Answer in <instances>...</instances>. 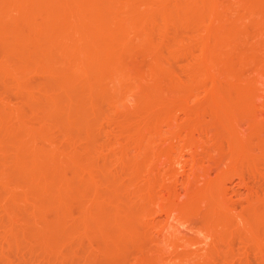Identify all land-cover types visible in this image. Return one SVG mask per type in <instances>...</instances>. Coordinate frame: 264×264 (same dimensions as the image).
<instances>
[{
  "label": "rangeland",
  "instance_id": "obj_1",
  "mask_svg": "<svg viewBox=\"0 0 264 264\" xmlns=\"http://www.w3.org/2000/svg\"><path fill=\"white\" fill-rule=\"evenodd\" d=\"M111 1L119 2V0ZM151 1L148 5L150 2L152 4L146 7L152 9V12L150 13V10L148 13L156 20L155 26H152L151 29H145V36L142 32L144 37H139L141 34L135 33L133 29L130 30L133 31L132 33L129 31L130 36H133L131 39L133 42L128 43L134 47L129 50L131 44L127 45L129 51L125 52L126 56L124 54L126 65L122 72L123 77L120 75L123 84L121 81L120 83L124 89L118 93V103L100 101L97 111L100 109V113H98L99 115L102 114L100 116L95 114V117L98 115L99 118L96 117L97 120L93 122L95 128L92 129L93 134H88L89 137L87 133H84L86 132L85 129V131L78 129L75 133L72 131L74 129L68 128L69 132H64L63 130L68 129H62V121L59 120L61 124L59 125L56 118L49 117L50 119H48L44 109H38V106L36 109L35 106L30 105L35 102L33 99L36 97L33 96V102H29V96L32 94L39 96L41 88L46 86L45 83L50 79L52 81L53 77L47 79L46 76H43L44 72L42 74L40 71L38 72V69L33 70L36 65L33 64L34 68L32 69L30 63L31 65L28 64V67L31 66V69L27 68L22 75L28 88L25 85V87L19 88L12 76L6 75L4 77L3 75L2 79V72L0 71V108L1 112L4 110V114H6L1 120L7 122L6 125H20V127L31 131L27 135H34L37 145L46 148L53 147L52 149L55 151L57 148L68 157L74 155L76 157L73 159H76L80 165L89 167L92 164L93 167H89L90 171L88 170V172L95 174L96 180L98 179L100 183L104 184L101 183L100 195L98 194L102 198L101 200L96 197L97 193L95 190H91L92 188L88 189L93 192L86 193L88 194L87 197L85 195L87 203L92 204L95 210L97 208V210L99 208L110 210L113 207L115 209L117 201L108 203L103 198L110 194V187L107 183L109 184L108 181L113 176H119V183H124V185L127 183L126 185L129 184V186L132 184V187L138 188V184L141 187L142 182L145 183L144 179L149 176V174L146 176V173H149L147 171L153 170L156 202L152 205L145 202V205L152 208L150 212H147L150 207H146L148 208L146 212L150 213L152 217L145 212L148 217L145 215L143 219L147 221L144 224V228L148 227L147 231L145 228V232L143 231L138 239L139 241L133 240V243L129 240L126 244L127 247H123V251H121L122 249L116 251L117 253L120 252L118 255L114 251V257L113 252H110L112 257L104 253L108 238L103 236L97 238L95 235V239L93 234L84 233L82 230L73 233L75 235L60 231L58 235L62 241H60L61 244L59 243V253H57L58 255L53 253L54 256H52L50 251L45 249L46 247L39 237L34 236V239L26 234L25 237L22 233L25 226V224L23 225V217L24 221L28 217V219L26 218L27 221L30 219L29 222L35 223V226L39 224V229L43 224V219L32 213L34 210L32 201L22 202L28 207L26 209L21 203V207L18 206V209H14V211H8L5 207L12 202L10 201L13 197L11 196L12 193H19V195L24 196V188L14 185L19 172L24 170H21V167L19 170L15 166L8 165L12 158L1 152L0 173L5 175L3 174L4 180H0V264H197L200 261H203L200 262L201 264H264V15L257 14L252 17L255 21H252L251 16L253 14L244 7L245 5L240 6V0H216L214 3V13L227 14L226 24L228 25L233 21L242 29L241 36H235L239 39H237V43L235 42L237 51L232 52L234 55H232V61L234 58V65L236 64L233 65V68L235 67L233 72L238 71L236 73L240 75L237 76H241L242 82L245 79L244 83L251 85L253 82L255 84L254 87L250 86L253 89L236 87L235 89V85L232 86V84L238 81L236 77L232 76L237 81L231 76L229 78L224 77L225 74L221 73V65L215 67L214 75L220 76L222 74L220 77L221 86L218 87L219 93L221 92L220 94L228 97L232 102L224 107H219L215 101L213 103L209 100L206 91L208 88L205 89L200 86L197 92L194 91V88L183 92L176 91L173 86L180 81L182 83L185 81V84L187 81L186 85L193 84L194 79L189 68L200 51L198 47L197 49L195 47L194 55H186L182 49L184 50L189 41L190 44L199 42L200 38L207 36L206 32L204 29L197 32L192 30L190 26H182L176 22L164 23L159 18L160 1ZM79 2L80 0H77L76 3ZM230 8L244 17L240 20L235 17L237 21L234 18L236 14L232 15L227 12ZM66 20H68L67 17ZM256 21L259 23V29L258 25L254 27ZM166 24L168 25L166 26ZM206 24L208 25V23ZM135 29L136 32L140 31L141 33L142 31L141 27ZM134 33L138 36H134ZM9 36L12 38L11 35ZM9 36L6 35V40H11ZM194 38L199 39L193 42L191 39ZM2 39L4 38L1 37L0 39L1 67L15 71L18 67L13 62L15 53L10 51L5 53L6 55L3 53L1 49ZM150 39H152L154 46L161 45L158 48L157 46L156 48L152 47ZM180 48L181 52L178 50ZM150 49L153 52L158 50L159 54L156 52L158 56H155L159 57L160 67L167 75H161L162 78L159 80L156 77L151 78L150 70L152 63H154V55ZM38 55L36 59L39 57L46 63H50L52 60L56 62L54 61L55 58L59 57L56 54H52L53 57L56 56L55 58L50 54L43 55L40 53ZM58 59L60 60V58ZM174 81L176 82L174 83ZM52 82L55 83V80ZM71 82L67 84L68 87L66 82L63 86H66L67 90L74 89L75 87L71 88L70 86ZM49 83L51 84L50 88L43 87V89L52 93L53 84L49 81L48 85ZM208 84L211 90V85ZM145 91L153 92L157 102H149L148 98L143 100L146 98L142 95ZM30 93L31 95H29ZM134 95L137 98L141 96L142 99H137L141 101L140 103L134 102V98H132ZM144 95H148V93L146 92ZM129 98L132 100L129 101ZM92 109L93 107L90 108V110ZM62 111L64 112V110ZM252 112L256 113L253 115ZM51 118L56 121L51 120ZM1 124L3 127L6 126L5 123ZM1 129H3L2 125ZM1 132L2 130L0 136H4L2 141L4 143L5 140L9 141L7 154H10L11 152L8 151L15 148V143L18 140L25 142L33 137L30 138L22 134L24 138L20 137L19 139V137L13 136L14 134L8 135L10 133L4 134L2 132L3 135H1ZM91 137L92 139H90ZM14 138L17 140L15 141ZM89 141L91 142L89 143ZM244 150L248 151L247 154L250 155V159L246 157L247 160H244ZM6 159H11V161L8 162L7 160L6 162ZM133 159L139 160L143 166L141 172L144 174L141 173L140 178L144 179H137V181H141H138V184L135 182L136 179L131 180L133 175L128 163ZM79 160L80 162H78ZM245 161L249 162L244 163ZM47 166L49 167V165L43 164V167ZM66 166L64 165L63 169L66 168L68 174L72 175L73 168H70L69 165ZM65 173L67 174V171ZM105 178L109 180L106 182L107 179ZM129 186H125V188L131 191ZM126 190L122 191L125 192L124 194H121L124 195V199L127 197V192L129 193ZM130 195L132 194L130 193ZM131 198L137 199L135 196ZM218 208H221L223 213L219 220L215 221L214 215ZM63 211L61 207L54 209L49 217L57 216ZM78 217L77 208L72 207L70 215H66L63 221L68 227H71ZM13 225L20 227H18V231L15 226V231H18L15 232L16 238L13 233ZM12 226L11 232L13 234H8V230ZM40 244L42 245L40 246Z\"/></svg>",
  "mask_w": 264,
  "mask_h": 264
},
{
  "label": "bare ground",
  "instance_id": "obj_2",
  "mask_svg": "<svg viewBox=\"0 0 264 264\" xmlns=\"http://www.w3.org/2000/svg\"><path fill=\"white\" fill-rule=\"evenodd\" d=\"M82 1L80 0L79 3H76L77 0H69V1L67 0H0V36L2 35L1 37L5 39V40L4 39L1 40L2 41L1 49L3 50L4 54L8 53L9 51L14 52L16 61H14L15 59H13V62L15 63V66H18L16 68L17 70L15 69V71L14 70L9 71L6 70L4 67H1L0 64V71L2 72L1 73L2 79H3V75L4 77H6V75L12 76L19 88L22 86L23 87L28 86L26 85L24 79L22 78L23 72L27 68L31 67V66L28 67V64L29 65L32 64V69L34 68L33 64H35L37 68L35 67L33 70L38 69V72L40 71V73L42 74L44 72L46 75L44 74L43 76H46L47 79L53 77L52 81L55 80V83H53L51 79L49 80L53 84L52 85L53 89H51L53 90L52 93L46 92L47 89L46 91L43 89V87L48 89L50 88L51 84L49 83L48 85L49 82L48 81L47 83H45V85L47 84L46 85L47 87L43 86L41 88L44 92V95L42 90H40L42 93V94L40 93V95L41 96L43 95L42 97H39L40 95L35 96L36 94L31 95L32 92L29 94L32 97L29 96V99L31 101L29 99L28 101L29 102L35 101L33 102L34 104L31 103L30 105L35 106L36 109L37 106L38 109L39 108L42 110L44 109L43 111L46 112L45 115L47 114L46 116H48V119H50L49 117L56 118L57 121L52 118L51 120H54L57 123L59 122V120L60 122L62 121L61 122L62 125L60 124V122L58 123L59 125H61L62 129L72 128L74 130L72 129L71 130L74 132L76 130L78 131V129L80 130L85 129L86 132L84 133H87L88 135V134H93V130H92L94 127L93 122L97 120L96 117L99 118V116L102 114L101 113L99 115L100 109H98L97 111V106L100 103V101L104 100L107 101L108 103L111 102L116 104L119 101L118 93L122 91V89H124V86L122 85L123 83L121 81V77H123L122 72L124 70V66L126 65L124 54L125 52H128L132 47H134L131 44L133 42V40H131L133 36L132 35L130 36V32H131L130 30L131 29H133V31L135 30L134 32L141 34L139 36L141 37L146 33L144 31L145 29H151L152 26H155L156 20L153 19L154 17L152 18V16L149 15L152 12V9L146 7L152 4L151 0H119L118 3H114L111 0H82ZM149 1L151 2L148 5ZM157 1H160L159 18L162 21H164V23L176 22L179 23L180 25L182 24V26L183 25L190 26L192 30L197 32L200 31L201 29H204V31L207 34V36H204L203 38L199 37L201 40L199 38H198L199 40L196 38L191 39L193 42L194 40L195 41L198 40L199 42L197 43L194 42L190 44L189 41L188 42L189 44L186 43V46L184 44L185 48L184 50L182 49V52H184V54L194 55L193 50L195 49V47L196 49L198 47L200 52L198 53V56L194 58L193 62L191 63L192 66L190 65L191 67L189 68V70L191 69L190 71L193 75V79H194L193 84L186 85L187 81L185 84V81L184 83H182L179 80L181 83L178 82L176 83V85H173L176 91L185 92L186 90H190L191 88H194V91L197 92L198 89H200V86L201 87L203 86L202 88L205 89L208 88V90L206 91L208 92L207 94L208 97L210 98L209 100L212 101L213 103L215 101V103L219 105V107H224L226 104H231L232 102L228 97L220 94L221 92L219 93L218 87L221 86L220 77L222 74H225L224 77L227 76L228 78L230 76L231 77L234 76V78L236 77L238 81L232 77L235 81H237L236 83H238V84L236 83L232 84V86L235 85L234 88L236 87L243 89L244 88L253 89L252 87H254L253 85H255L253 82L251 85H249V83L248 84L244 83L245 79L244 80L242 79L244 81L242 82L240 80L241 76L240 77L237 76L240 75L236 73L238 71L233 72L235 70L234 69L235 67L233 68L234 58L232 61V57L234 55L232 54V52L234 50L237 51L236 43H237V39H239L238 37H240L242 34L241 32L242 29L241 27H239V25H236L233 21H231L227 25L226 24L227 22H225L227 21L226 19L227 14L214 13V3L216 0H157ZM173 1L175 2L172 3ZM239 3L240 6L245 5L244 7L247 8L253 14V16H251L252 21L253 20L255 21V19L252 18L255 15L257 14L264 15V0H240ZM149 11L150 13H148ZM227 12L232 15L236 14L234 18L237 17L238 20L244 17L240 13L235 12V10H233L232 8H230V10H228ZM68 14L71 17L66 16ZM66 17L68 20L70 18L72 19L68 21L66 20ZM206 23H208V25ZM204 24L206 25L204 26ZM258 24L259 23L256 21L254 27L255 26L257 27ZM167 25L168 24H166V26ZM138 27L142 28L141 33L140 31L136 32L135 28ZM262 27L263 26L261 24V28ZM258 29H259V25H258ZM165 32H164V36H165ZM135 33L133 35L137 37L138 35ZM6 35L8 36L11 35L12 38L9 36L11 40H6L5 38ZM237 35L238 37H235ZM151 40L152 39H150V43L152 42ZM128 42H131L130 43L131 45ZM127 45H130L129 46L130 48ZM159 45H156L157 48L159 47ZM151 46L152 47L154 46L153 42ZM156 46L154 47L156 48ZM152 49H150V52L152 51ZM178 50H180L181 52V48ZM156 52H158V50L155 52L152 51V54L154 55L153 57L154 63H152L153 65H151L152 67L150 70L151 71L150 74H151V78L156 77V79L159 80L162 78L161 75L165 76L166 73L162 71V68L160 67L161 65L160 62L158 61L159 57H156L158 56ZM40 53L43 55L56 54V56L59 57H57L56 59L55 58L56 56L53 57L52 55V57L55 58L54 61L56 62H53L52 60V62L46 63L43 62V60H40L39 57L36 59L37 55ZM58 58H60V60ZM5 59L7 60L8 58L6 57ZM220 65L222 69L221 70L222 74L220 76L214 75V68ZM241 67L243 66L241 65ZM68 68L69 71L67 72ZM198 79L199 80L202 79V80L199 81ZM152 80L154 81V79ZM170 80L173 81V79ZM64 81L66 82V86L67 84H69L70 81H72L73 83L71 82L70 85L71 88L75 87L74 88L75 90L77 88L78 89L76 91L73 88L67 90L68 86L67 87L65 86L66 87L65 89V87L63 86V84L65 85ZM120 81L122 84L120 83ZM175 82L176 81H174V83ZM208 83H210L211 85V90L209 89L210 86H208L209 85ZM30 91H32V89ZM146 92L148 93V95L149 94L150 95L149 96L144 95ZM144 94L142 95L143 97L146 98L145 99L143 98V100H147L148 98L149 102L152 101L157 102V98L154 99L153 92L149 93L148 91H145ZM33 96L36 98L33 99L34 98ZM132 98H134V102L136 103L141 102L140 100H137L140 99L141 96L140 98L139 97L137 98V96L134 95V97L132 96ZM132 98H129V101H131ZM92 107L93 109L90 110V108ZM62 110H64V112ZM94 111L96 112L94 113ZM4 113H5L4 110H2L1 112V108H0V120L4 118L3 116H6V114ZM252 113L254 115V113L256 112H252ZM95 114H98L99 116L97 115L95 117ZM2 120L0 122L5 123L4 125H6L7 122L5 121L3 122ZM1 125L3 129H1ZM1 125H0V131L2 130L4 134L5 133H10L8 135L14 134L13 136L19 137V139L20 137H22V134H25L27 137L30 138L33 136L32 137L33 140H31L32 138L26 140L25 142L18 140L17 143H15V148L12 143L11 145L14 149L12 151H8L11 152L10 154L9 153L7 154V150H9L8 149L9 141L5 140L7 142V144H5L6 142L4 143L2 141L4 139L3 138L4 136L3 137L0 136V153L3 152L4 155L6 154L5 156L8 157L9 155L10 158H12V161L11 159H6V162L7 160L8 162L10 161L11 163L13 162L12 163L13 165L11 163L8 165L15 166L18 169L19 167H21L20 169L24 170L23 172L21 171L22 174L21 172H19L21 175L19 174L18 178L15 176V178H17L15 183L13 181L15 180V178L14 179L12 178L13 179L12 182L14 183L15 186L18 185L24 188L23 191L24 196L19 195V193L18 194L15 193L17 195L12 193L13 195L11 196L13 197H11L10 199V201H12L11 202L12 205H9L11 203L9 204L7 203L8 205L6 204L7 206L5 207L7 208L8 211L9 210L14 211V209H18V206L21 207L22 202L25 203L31 200L34 208L33 210L34 212L32 211L33 209L32 207H31L32 209L30 210L32 211V213H35L34 215H38L40 218L43 219V222L41 219V222L43 224L41 225V229H39L40 227L38 226L39 224L35 226V223L33 224L32 222H29L30 219L29 221H27L28 217H26L27 219L25 218V221L23 217V225L25 224L22 231L23 235L25 234L28 236L30 235L34 239L35 237L36 238L39 237V239L44 244V247H46L45 249L50 251V254H52V256H54V254L58 255L57 253H59V243L60 241H62L60 240L61 237H59L58 235V232L60 231H63L67 234H71V233L73 234L79 230H82V232L84 233L88 232L93 234L94 236L91 234L90 236L95 237V239L96 236L97 238L99 236L101 237L103 236L106 239L108 238L107 239L108 243L104 248L106 251L104 250V253H106V255L108 254L109 256H111L110 252H113L112 253L113 257H114V251L115 254L118 255L120 252L117 253L116 251L121 249H122L121 251H123V247L126 246L129 240L131 242H133V240L139 241L138 239L141 237L140 236L141 233L143 231L145 232V228H146V227L144 228L145 226L144 224L145 222L147 223V221L143 220L146 215L145 212L148 209L146 207H150L145 205L146 204L145 202H147L149 205L155 204L156 202L155 178L152 169H150V171H147L149 173H146L147 174L146 176H148L149 174L148 177L145 176L147 180L146 178L145 179L142 178L144 179L145 183L143 184L142 182L140 187L138 181L139 182L141 181L140 180L137 181V179H141L140 174L143 173L141 172L143 170L142 163H140L139 160L136 159H133L128 163L130 166V170L132 172L131 174L133 175L131 176V180L133 181L134 179H136L135 182L138 184L139 187L137 185L135 186L138 188L132 187V184L131 186H129V184L126 185L127 183L125 185L124 183L123 184L119 183L120 179L118 178L119 176L117 175L113 176L115 178L112 179L113 178L112 177L111 178L112 180L105 178L107 179L106 182L109 180L108 181L109 184L107 183V185H109L110 187L109 188L110 194H108V197L104 194L106 197L103 198L108 203L112 201L114 202L117 201V203L115 204L113 202V204H115V209L113 207L114 210L113 209L106 210L101 208L97 210L98 209L97 207L99 206H97L96 207L97 209L95 210V207L92 206V204L90 205L87 203L86 201L87 198L85 199V195L87 197L90 192H93L91 190H95V192L97 193L96 197L98 198L100 195L99 191L103 183L101 182L102 183L101 184L100 181H98V179L96 180L95 174L88 172L89 167H91L92 164H90L91 166L89 167L87 165H80L79 163H77L76 159H73V157H76L74 155L73 157L70 155L68 157V155L67 156L66 154L64 155L63 151L61 153V151H59V149L57 148H56L57 151L56 152L55 149H52L53 147L52 148L50 147L51 148L50 149L42 145L40 146L39 144L37 145L36 144L37 142H35V136L34 135L28 136L29 134L27 135V133L31 131H28L22 126L20 127V125L15 126L13 124L12 125L7 124L4 127L3 124ZM69 129L63 131L69 132ZM1 135H3V133ZM90 139H92V137ZM14 140L16 141L17 138L16 139L14 138ZM91 141H89V143ZM48 149H50L51 151ZM247 153L248 151L244 150V156H245V159L243 158L244 160H247L246 157L247 158L250 157V155ZM78 162H80V160ZM246 162L247 161H245L244 163ZM43 164L49 165V167L48 166L43 167ZM87 164L89 165V163ZM64 165L65 166L69 165L70 168H73L72 175L68 174V170L66 169L67 166L65 170L67 171L68 175L65 173L66 171L63 169ZM3 174L4 173H0L1 181L3 179ZM125 186L130 187L131 191H129V189L127 188L129 193L127 192ZM88 188L90 189L92 188V189L90 190ZM124 190H126L127 192V197L125 199H124V195H121L125 193L122 192ZM130 193L132 195H130ZM129 195L131 197L135 196L137 197V199L134 200ZM99 199L101 200L102 198L99 197ZM25 205L26 204H22V206H24L25 209L28 208ZM59 207H61L64 211L61 214L57 216L54 215L52 218H50L49 217L50 213L54 209L56 210ZM72 207L77 208L79 217L75 220L74 224H72L73 226L68 227L66 223L63 221L64 220L63 218L66 215H70V209ZM150 209L152 208L150 207L148 209L149 211L147 212H150L151 211ZM222 213L223 211L221 210V208L216 209L214 215L216 218L215 221L219 220ZM147 215L149 216L150 213L149 214L147 213ZM142 216L144 217L142 218ZM149 223L151 224V222ZM13 226L10 227V229L8 230V234L12 233L11 229H13ZM15 226L13 231L14 235L16 234L15 232H18L20 228L19 226H18L19 228L16 226V230L18 231H15ZM116 234L119 236V238H116L118 237ZM16 236L17 235H15V238ZM41 245L42 244H40V246ZM200 262L202 263L203 261ZM200 262L199 263L197 262V264H201Z\"/></svg>",
  "mask_w": 264,
  "mask_h": 264
}]
</instances>
